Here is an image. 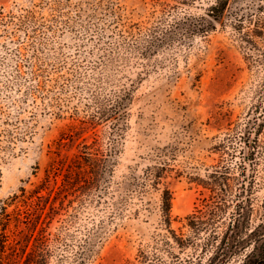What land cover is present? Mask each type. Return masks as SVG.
Returning a JSON list of instances; mask_svg holds the SVG:
<instances>
[{"label": "rangeland", "instance_id": "obj_1", "mask_svg": "<svg viewBox=\"0 0 264 264\" xmlns=\"http://www.w3.org/2000/svg\"><path fill=\"white\" fill-rule=\"evenodd\" d=\"M216 1L0 0V212L23 207V188L43 182V215L58 195L51 264H124L153 251L160 191L143 174L155 163L168 166L173 227L186 236L185 216L206 193L200 178L222 161L245 165L264 198V0H229L211 21ZM125 92L116 125L72 126ZM84 136L115 149L114 171L95 189L58 194ZM191 250L150 257L202 262Z\"/></svg>", "mask_w": 264, "mask_h": 264}, {"label": "trees", "instance_id": "obj_2", "mask_svg": "<svg viewBox=\"0 0 264 264\" xmlns=\"http://www.w3.org/2000/svg\"><path fill=\"white\" fill-rule=\"evenodd\" d=\"M228 2L217 0L210 5L208 15L211 21L222 20ZM209 28L208 25L202 27V32L209 31ZM155 50L156 44L151 42L143 54ZM123 95L109 109L99 111L100 114L79 117V122L72 126L84 131L102 121L116 125L117 113L122 110L127 112L129 104L125 96H130V92ZM63 142L61 140L60 144ZM80 146V151L65 169L61 164L47 172L48 180L51 176L57 180L63 172L62 182L58 185L62 191L58 194L95 189L100 186V177L104 173L114 171V148L104 149L97 137L90 140L89 136L83 137ZM167 169L166 164L155 163L148 166L143 174L146 180L151 181V186L160 191L161 225L164 229L160 243L153 246L151 252L140 250L136 261L128 260L124 264H153L151 255L158 257L161 251L174 255L176 248L184 252L189 247L192 252L202 254V262L198 264H264V198L258 202L257 179L255 175L247 176L245 165L234 167L222 161L200 178L206 193L201 203L185 216V225L192 231L189 236L178 233L173 227V191L166 180ZM45 186L44 182L38 184L29 193L23 188V207L8 211L7 205L2 206L0 264H51L54 246L62 239L61 232L49 229L54 219L53 212L58 213L55 202L59 197L54 196L51 209L43 215L41 204L44 203L41 199L45 195L41 192ZM36 201H39L38 208L33 212L31 207ZM12 221L15 222V229H9ZM21 222L28 224L27 230L19 228Z\"/></svg>", "mask_w": 264, "mask_h": 264}]
</instances>
